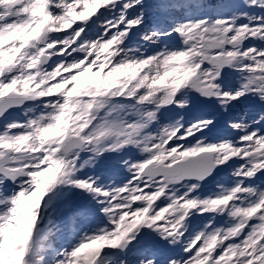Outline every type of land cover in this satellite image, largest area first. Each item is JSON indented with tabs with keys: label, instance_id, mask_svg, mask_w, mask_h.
I'll use <instances>...</instances> for the list:
<instances>
[{
	"label": "snow or ice",
	"instance_id": "snow-or-ice-1",
	"mask_svg": "<svg viewBox=\"0 0 264 264\" xmlns=\"http://www.w3.org/2000/svg\"><path fill=\"white\" fill-rule=\"evenodd\" d=\"M0 264H264V0H0Z\"/></svg>",
	"mask_w": 264,
	"mask_h": 264
},
{
	"label": "rangeland",
	"instance_id": "rangeland-1",
	"mask_svg": "<svg viewBox=\"0 0 264 264\" xmlns=\"http://www.w3.org/2000/svg\"><path fill=\"white\" fill-rule=\"evenodd\" d=\"M121 175H123V174H121Z\"/></svg>",
	"mask_w": 264,
	"mask_h": 264
}]
</instances>
